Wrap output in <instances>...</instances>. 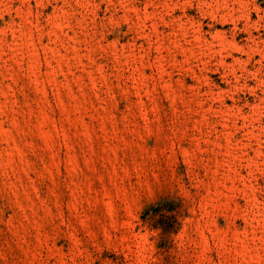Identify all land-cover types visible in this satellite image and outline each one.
Wrapping results in <instances>:
<instances>
[{
  "label": "rangeland",
  "instance_id": "1",
  "mask_svg": "<svg viewBox=\"0 0 264 264\" xmlns=\"http://www.w3.org/2000/svg\"><path fill=\"white\" fill-rule=\"evenodd\" d=\"M0 264H264V0H0Z\"/></svg>",
  "mask_w": 264,
  "mask_h": 264
}]
</instances>
